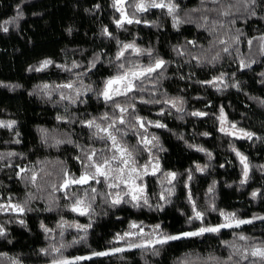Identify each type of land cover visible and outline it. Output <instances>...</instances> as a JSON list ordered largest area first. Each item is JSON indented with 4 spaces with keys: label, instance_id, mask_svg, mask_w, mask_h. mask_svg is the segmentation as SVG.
Here are the masks:
<instances>
[{
    "label": "trees",
    "instance_id": "16d2710c",
    "mask_svg": "<svg viewBox=\"0 0 264 264\" xmlns=\"http://www.w3.org/2000/svg\"><path fill=\"white\" fill-rule=\"evenodd\" d=\"M49 1L52 0H38V8L28 17L25 14L27 4L22 0H0V17H3L0 19V37L17 35L23 27L27 28L28 48L34 50L39 40L37 33L47 25L49 20L46 17L53 10L52 7L45 9ZM227 1L221 0V4H215V7L223 8ZM175 3L179 5L178 16L181 20L178 26H174L166 10L153 8L136 14L141 23L125 24L123 28H118L114 21L120 18V13L113 8V0H92L80 20L68 23L63 34L58 35L61 42L56 55H47L33 62H27L24 56H17L9 69L10 79L0 80V121H15L11 129L0 127V154L4 156L0 159V177L8 173L17 175L20 168L47 158L58 165V179L63 181L65 170L75 177L84 173L82 150H99L105 146L103 142L93 139V129L85 127L81 121L99 118L106 112L109 115L112 113L111 104H106L94 91L102 88V82L116 71L111 61L119 50L117 40L123 43L135 41L138 47L150 48L153 56L169 62L155 88L148 84L147 91L133 94L136 96V115L153 122V125L156 122L166 125L163 128L146 125L147 132L139 127L135 130L149 138L153 135L158 137L159 146L151 152L142 150V146L138 145L140 137L131 129H127V135L122 138L129 148L135 147L138 166L147 164L151 153L159 161V172L147 175L144 180L148 204L140 202L138 206H133L137 203L133 201L112 206L106 200H110L112 197L108 194L114 195L116 190L109 188L108 182L99 178L100 183L90 181L84 185H73L65 192V195L70 192L75 200L82 199L87 203V214L80 216L81 225H91L86 232L58 231L60 221L72 220L74 215L62 199L54 204H38L21 216L7 213L6 235L0 238L13 242L10 264H51L53 259L75 260L76 257L91 256L94 252L125 249L129 247V242L118 241L116 236L129 232L133 223L144 228L160 225L159 232L179 234L196 231L200 227L219 226L225 222L222 213H234L239 219H251L252 223L156 245L159 255H155L152 248L133 247L108 256H92L90 260H79L75 264H183L212 260L234 264L238 258L233 256L231 261L228 260L234 248L227 245L245 243L239 239L240 235L248 237V243L264 241V220L253 219L264 217V168L261 167L264 166V104L261 103L264 98L256 92V89L264 91V76L261 75L264 73V54L260 52V43L255 39L264 36V33H250L247 17L225 26L223 17L217 12L212 18L209 17V28L214 20L222 22L224 27L221 28L218 23L215 31L204 30L200 26L205 16L202 10L194 11L196 7L192 6L191 17L196 23H185L183 12L186 0H175ZM96 5H99L98 9ZM199 5L197 9L201 8L202 0ZM3 8L9 12L6 17ZM128 11L131 14L132 9L129 7ZM167 24L172 26L170 30ZM4 26H7V32L3 31ZM105 27L113 38L101 34ZM237 30L243 35L240 36L239 45L233 44L230 50L232 54L220 52L218 61L208 63L207 60L223 48L218 42L213 46L214 38L218 37L215 41L228 40L231 44V37L237 34ZM249 39L253 41L251 46L247 44ZM188 41H195L196 47L188 45ZM175 48H180L185 54L178 55ZM246 52L257 58V64L252 68L240 66L241 55L244 54V60L246 55L248 57ZM97 56L101 63L80 76L94 91L80 97L75 103L71 99H60L61 94L68 96L69 90L57 89L56 86L84 73ZM125 56L129 57V53L126 52ZM192 56L201 59L198 62ZM45 59H51L54 64L42 71H29L39 67ZM130 59L142 64L150 63L147 55L137 57L133 54ZM228 62L236 64L238 70L226 68ZM74 63L81 67L73 68ZM65 68L71 71H65ZM257 68H260L259 72L255 71ZM221 74L224 80L218 87L203 83ZM44 84L52 86L50 97L40 91ZM141 97L149 101L182 100L183 103L178 102L177 106L183 111H177L165 103H141ZM81 100L85 102L81 103ZM119 100L121 103L128 102L124 97ZM221 109L230 124L253 133V137L239 138L221 131ZM197 111L206 115H191ZM57 117L63 119L58 120ZM118 127L125 128L124 125ZM56 141L72 143L57 145ZM201 148L205 151L198 150ZM233 148L248 158L249 177L243 185L240 183L243 165ZM8 153L16 155L8 156ZM208 153H211V157ZM196 165L205 170L197 171ZM170 172L177 173L171 183L168 182L171 178L165 175ZM189 174L191 180L188 179ZM58 184L61 187V183ZM213 185L214 190L209 193L208 189ZM93 187L96 189L94 194L91 192ZM168 189H173L170 196ZM254 191L258 193L255 198L252 196ZM189 193L195 202V209L204 213L202 221L189 220L194 216ZM161 194L166 199H161ZM93 195L95 199H92ZM123 200L129 201L130 198ZM20 219L25 221L23 225L18 223ZM41 224L54 230L55 235L51 237L50 232L45 233ZM53 245L63 247L59 253H55L51 250ZM43 248L49 249V254L41 253L40 249ZM241 264L250 262L246 260Z\"/></svg>",
    "mask_w": 264,
    "mask_h": 264
},
{
    "label": "snow or ice",
    "instance_id": "6c2138e0",
    "mask_svg": "<svg viewBox=\"0 0 264 264\" xmlns=\"http://www.w3.org/2000/svg\"><path fill=\"white\" fill-rule=\"evenodd\" d=\"M205 2V0H202V3ZM214 4L220 5L221 0H212ZM237 3H239V0H237ZM257 4V0H244L245 5V11L248 12V9L251 8L252 11L248 12L249 16L255 15V9L253 8L254 5ZM113 8L117 12L120 13V18L116 19L114 23L118 28H123L125 24H139L141 23V20L137 18V13H143L147 12L150 9L157 8V9H164L166 10L167 14L172 17L174 21V26H178L181 23V20L179 19L178 12H179V5L175 3V0H113L112 4ZM127 6V7H126ZM97 9L99 8V5L95 6ZM132 9L131 14H129L128 8ZM235 7V4H228L227 7L223 8H212V9H203L204 12H217V14L220 17H229L233 16L234 13L232 12V8ZM239 9H237L238 11ZM194 11H201V9H195ZM203 23L200 25L201 27L208 28V17L207 15L202 17ZM147 23V22H145ZM219 23V26L221 28L224 27V24L220 21H213L212 27L209 28V31H215L216 24ZM229 24H234L235 19L229 20ZM3 31L7 32L8 28L7 26L3 27ZM102 35L113 38V35L111 32L108 31L107 27H105L102 30ZM243 35V33H240L239 30H237V34L233 37H231L232 43L230 44L228 40L225 39H219L217 42L221 45H224L223 48H221L219 51L215 53L211 57V59L207 60L208 63H214L220 58V52L226 53L228 55H231L232 52L230 49L234 45H239L240 43V36ZM260 43V52L264 54V36L255 38ZM214 42L213 46H215ZM253 43L252 39L247 40V44L251 46ZM117 44L119 45V50L115 56V58L111 61V64L115 67L116 71L115 73L106 78L102 83L103 87L99 90L94 91L92 87L89 85L85 88V93L94 91V94L98 97H102L106 104L110 103L112 107V113L109 115V113H104L99 118H91L87 119L85 121H81V123L89 128L93 129V139L99 140L104 143V148L102 149H95L91 148L89 150H82L84 154V160L81 161L83 164V167L85 169L84 173L80 175L79 177L72 176L67 173L65 170L64 172V179L61 184V188L64 190L69 189L73 185H84L88 184L90 181H95L96 183H100L99 178H103L104 181H112L111 183H108L109 188H119L122 184L129 187L130 191L125 192V195L130 196L129 201H124L120 195L119 192L115 193L114 195L109 193L108 195L112 198L110 200H106L107 203H110L112 206L119 205L121 203H130V202H137L133 206H138L139 201L143 200V203L145 205L148 204V200L146 196H144L145 192V186L142 182V176L147 175L149 171V167L152 168V174H155V172L159 169V161L155 157L151 161H149L148 164H145L143 166H140L139 168L137 165V160L135 158V147L129 148V146L126 143L122 142V138L127 135V129H131L135 132L137 127L140 129H144V132H147V126L146 125H153V122L151 121H145L144 118L138 116L135 114V101L136 96L133 95L134 93L138 92H145L147 91V85L151 84L153 88L156 87L157 83L159 82L160 78L164 76V72L166 71V65L169 63L163 58L155 57L153 56V50L152 49H142L138 47L135 43V41H132L130 43H123L119 40H117ZM188 45H191L193 47H196L195 41H188ZM174 51L177 52L178 55H184L185 52L182 51L180 48H175ZM129 53V57L125 56V53ZM238 52V48H237ZM135 55L137 57L147 55L150 58V63L148 64H142L138 60H131L130 56ZM192 59L200 61V57L198 56H192ZM255 61H252L254 63ZM101 63L100 58L97 56L94 60L90 62V66L84 73H79L76 76V80L80 79V76L86 75L87 71H91L93 68L96 67L97 64ZM241 68L244 67H251V63H245V60L243 58L239 61ZM54 64V61L51 59H45L41 62L40 66L35 69H29V71L35 70V71H42L49 66H52ZM57 67H61L60 65H56ZM81 65L79 64H73V68H79ZM65 71H71V69L65 68ZM262 76H264V73H261ZM183 78V77H182ZM76 80L57 85V89H68L75 93V96L79 98L81 96V90L80 87L77 85ZM224 76L221 74L218 77L213 78L211 81H206L203 83H208L213 85L214 87H218L220 83H223ZM82 85V81H81ZM226 86V85H225ZM235 87H238V85H233ZM51 88L52 86L48 84H44L42 87H40V91L43 92L45 95L51 96ZM124 97L126 98L127 103H121L119 98ZM60 99H71L69 96H64L61 94ZM73 103L76 101L73 100ZM81 103H84L85 101L81 100ZM141 103H165L170 104L171 107L176 108L177 111H183L182 108L178 107V102L183 103L182 100L178 99H165L163 101L153 99L151 101L144 100L142 97L140 98ZM262 104H264V101H261ZM221 119L223 120V109H221ZM162 114V113H161ZM193 116H203L206 115V113L203 112H193L191 113ZM58 120L63 119L62 117H57ZM101 121V122H98ZM106 122V123H104ZM15 125V121H0V127H5L8 129L13 128ZM118 125H124L125 128H120ZM153 126L157 128H163L166 127V125H163L159 122H156ZM234 128L235 125H232ZM221 131H225V129L221 128ZM43 131V130H42ZM136 135L140 137L138 141V145L142 146V150H147L151 152L152 147H158V137L151 136L149 138L148 136L144 135L140 132H135ZM204 135H208V133H204ZM253 133L249 132H243V138L251 139L253 137ZM156 142L155 144L153 142ZM16 143H19V140L15 141ZM47 142V141H45ZM62 142H68L72 143V141H56L57 145ZM191 147V145H190ZM160 151H163L162 148L159 149ZM199 151H205L204 149H198ZM233 151L236 152V155L239 157L241 164L243 165V172H242V179L240 181L241 185L247 183L248 177H249V163L248 158L241 154L240 152L236 151L235 148H233ZM8 156L16 155L15 153H8ZM209 157H211V153H208ZM3 154H0V159H3ZM76 159H80V157H76ZM264 168V166H261ZM196 170L203 172L205 169L202 168L200 165H196ZM27 171V169L20 168L19 173H23ZM190 171V170H189ZM18 173V174H19ZM167 177H170L169 183H171L173 180L176 179L177 173L170 172L165 174ZM188 179L191 180V174H189ZM32 183H35L36 180V174L33 173L30 178ZM140 181L138 184L137 181ZM116 181H119L117 183ZM214 190L213 187H210L208 189L209 193H211ZM168 195L173 194V189H168ZM91 192L94 194L96 193V189L93 187L91 189ZM258 195L257 192H253L252 196L255 198ZM161 199H166V197L161 194ZM92 199H95V196L93 195ZM189 201L192 203L194 216L190 217L189 220L192 219H199L203 220L204 213L201 211H197L195 209V202L191 199V194L189 193ZM84 203L83 200L77 199L72 207V211H79L81 215L87 214L82 208L79 206ZM26 204L27 201H25L24 204H13L9 202L8 204H0V212H15L19 214H23L26 211ZM51 210V209H49ZM222 215L225 216V223L220 224L219 226H207V227H200L196 231H188V232H182L179 234H166L163 232H159L160 225H156L154 231L158 232V235L156 236L154 241H148L145 243H139V244H132L129 245L130 248H152L154 249V254L159 255V249H156V245H165L171 241L181 240L185 238L190 237H197V236H203L205 233H219L222 228H231V227H239L243 224H249L252 223L251 219H239L235 216L234 213H228ZM253 219H262L264 220V217H254ZM234 222V223H233ZM20 224H24L25 221L23 219H20L18 221ZM60 227H64V224L61 223L59 225ZM91 225H88L87 227H90ZM69 227H75L78 230L87 231V227L76 224V225H69ZM132 228L138 227L135 223L131 225ZM41 228L45 233H49L52 230L47 228L45 225L41 224ZM6 235V230L2 225H0V237H4ZM133 233L126 232L122 236L117 234L116 240H123L126 237H131ZM240 240L247 241L249 238L243 235L239 236ZM75 242V241H74ZM229 247H233L234 251L229 255L228 260L231 261L233 259V256H238L239 259L235 261V264H241L242 261L248 260L250 264H264V241L253 244L250 248L245 247L243 249L235 248L233 245H227ZM60 247L51 246L52 252L59 253L61 250ZM125 251L124 248H115L111 251H102V252H94L91 256L87 257H76L75 260H68V259H53L51 261V264H75L76 261L79 260H90L92 259V256H108L115 253L123 252ZM40 252L47 255L49 254V249L43 248L40 249ZM251 258V259H250ZM14 264H18V262H14Z\"/></svg>",
    "mask_w": 264,
    "mask_h": 264
},
{
    "label": "rangeland",
    "instance_id": "374dc122",
    "mask_svg": "<svg viewBox=\"0 0 264 264\" xmlns=\"http://www.w3.org/2000/svg\"><path fill=\"white\" fill-rule=\"evenodd\" d=\"M24 3L27 5L25 6V14L30 17L32 14L35 13V10L38 8V0H22ZM201 0H186V7L183 12V18L185 23H192L195 24L196 21L194 18L191 17V7L194 6L199 8ZM50 3L45 6V9H50V7L53 8L52 12L46 17L49 22L47 25L40 30L39 33H37V38H39L37 45L35 46L34 50H30L29 44L30 42L27 41L28 35H27V28H22L21 31L16 35H10L8 37H0V80H9L11 77V73L9 72L10 67L13 65L15 62V59L17 56H24L25 60L27 62H33V61H39L45 58L47 55H56L58 51V47L60 46V40H59V34L62 35L64 28H66L69 24L75 23L78 20H80L84 10L92 2V0H52L49 1ZM228 4H235V7L232 8V12L234 13L233 16L229 17H223L225 21V26H230L233 24H229L228 21L235 19V22L247 17L249 20L247 23H249L248 29L250 33H264V0H257V4L253 6L255 9V15L254 16H249L248 12L252 11L251 8L248 9V12H246L245 5H244V0H239V3H237V0H228ZM263 7V9L261 8ZM216 8L215 4L212 2V0H205V2L202 3L201 5V10L203 12V15H207L208 17V28L202 27L204 30L209 29L211 26V23L209 22V17H213L216 12H204L203 9H212ZM5 11V16L9 12L5 8H3ZM237 9H239L237 11ZM259 9V11H257ZM194 10V9H192ZM11 11V9L9 10ZM1 12V11H0ZM3 17H0L2 19ZM69 23V24H68ZM239 23V22H238ZM172 26L170 24H167V29L170 30ZM47 30V31H46ZM36 35V34H35ZM218 39V37L214 38L213 42ZM213 40V39H212ZM216 44V43H215ZM224 47V45H223ZM233 47V46H232ZM232 50V48L230 49ZM245 51V50H244ZM249 52V50H248ZM223 53V52H222ZM239 53V52H238ZM247 53V52H246ZM248 54V53H247ZM241 55V54H240ZM244 55V54H243ZM242 58L244 59V56ZM246 57V63H251L252 68L255 64H257L256 60L257 58L255 56H249L247 55ZM220 59V58H219ZM218 61V60H217ZM252 61H255L252 63ZM228 64L226 68L231 67V71H236L238 70V67L236 64H232L230 62L226 63ZM230 71V72H231ZM256 72L260 71V68H257L255 70ZM73 80H76L74 78ZM72 80V81H73ZM82 81V85H81ZM84 78H80L79 80H76L77 85L80 87L81 90V96H87L91 92L85 93V88L89 86L87 84V81ZM259 93V95L264 98V91L262 89H256ZM67 95L71 97V100H77L75 96V93L71 90L67 91ZM64 94H66L64 92ZM224 119H220L221 122V128L225 129L223 131L224 133H227L229 135H232L234 137H243V130H240L236 125L233 128L226 116L223 114ZM155 144V142H153ZM155 147L151 148V151ZM149 152V151H148ZM155 157L152 153L150 154V159L147 160V164L149 161H151ZM156 158V157H155ZM138 168L140 166L136 165ZM24 169H27V171L23 172V174H12L8 173L0 177V204H8L9 202L16 204H24L25 201H27L26 204V211H29L31 208L38 204H44L46 203H55V201L58 200H63L65 206L69 211H71L74 215L72 217V220H62L60 221L59 225L61 223L64 224V227H60L58 231L60 233H65L69 231H78L75 227H69V225H76L80 223V216L79 211H72V207L75 203L74 196L69 192L67 195H65L66 190L62 189L58 183L62 184V181L58 179L59 177V171H58V165L53 162V160L49 159H43L40 160L39 162H34L32 166L25 167ZM160 170V164H159V169L155 172L158 173ZM36 174V180L35 183H32L30 178L32 174ZM147 175H152V168L149 167V171ZM147 175L142 176V182L143 185L145 186V192L144 196H146V185H145V177ZM103 179V178H100ZM108 183H111L112 181H107ZM119 183V181H116ZM137 183L139 184L140 181L138 180ZM116 190V193L119 192L122 199L125 197H129V195H125V192L130 191V188L121 185L119 188H114ZM82 200V199H80ZM143 202V200L139 201ZM82 208L86 213L88 212L89 208L87 206V203H83L82 205L79 206ZM54 208V206L52 207ZM25 211V212H26ZM11 211L7 212H0V225L6 229L8 226L6 224V214L10 213ZM24 212V213H25ZM15 213V212H12ZM23 213V214H24ZM18 215H23L16 213ZM226 222V221H225ZM224 222V223H225ZM234 223V222H233ZM83 226V225H82ZM242 226V225H241ZM240 227V226H239ZM232 228V227H231ZM155 227H149V228H144L138 227L132 228L129 232L133 233L131 237H126L122 241H127L129 242V245L132 244H139V243H147L148 241H154L156 236L158 235V232L154 231ZM55 231L52 230L50 232L51 237L55 235ZM12 238V237H11ZM13 242L10 240L8 241H3L0 238V264H10V261L12 259V254L14 252V249H12V244ZM254 243H248V241H245V243L241 242H234L233 246L235 248H240L243 249L245 247H251ZM130 248V247H126ZM125 248V249H126ZM133 248V247H132ZM233 248V247H232ZM236 258L239 259L237 256ZM251 259V258H250ZM183 264H222L217 260H212V262L209 261H202V262H185ZM224 264H230V263H224ZM232 264V263H231ZM235 264V261H234Z\"/></svg>",
    "mask_w": 264,
    "mask_h": 264
}]
</instances>
